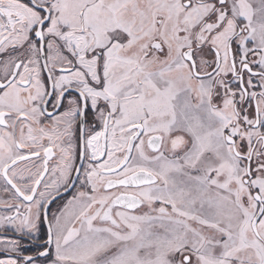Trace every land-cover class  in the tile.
<instances>
[{"label": "snow or ice", "instance_id": "1", "mask_svg": "<svg viewBox=\"0 0 264 264\" xmlns=\"http://www.w3.org/2000/svg\"><path fill=\"white\" fill-rule=\"evenodd\" d=\"M0 264H264V0H0Z\"/></svg>", "mask_w": 264, "mask_h": 264}]
</instances>
